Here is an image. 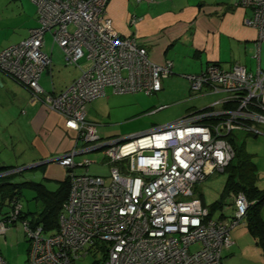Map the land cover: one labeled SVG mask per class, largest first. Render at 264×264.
Wrapping results in <instances>:
<instances>
[{"label":"built area","instance_id":"built-area-1","mask_svg":"<svg viewBox=\"0 0 264 264\" xmlns=\"http://www.w3.org/2000/svg\"><path fill=\"white\" fill-rule=\"evenodd\" d=\"M30 1L38 24L26 38L0 50V72L57 112L64 129L74 134L72 148L49 160L66 168L69 193L52 233L19 219L22 206L13 198L8 217L0 220V236L19 222L28 244L25 264H83L87 258L91 264H222L233 242L231 230L243 223L252 201L242 191L230 192L213 217L195 196V186L232 161L233 132L259 134L257 126L264 125V0L234 3L251 11L244 24L257 32L255 72L234 62L229 68L210 63L199 74L183 75L193 94L207 88L222 96L123 138H102L87 119V106L108 89L160 91L162 79L172 74V61L154 63L135 36L115 32L105 17L108 0ZM136 21L131 17L129 23ZM46 34L66 64L79 71L59 92L40 84L52 64L43 50ZM91 152H100L109 165L108 183L87 172L96 159H78ZM10 172L1 171L0 177ZM0 264H8L1 253Z\"/></svg>","mask_w":264,"mask_h":264},{"label":"crops","instance_id":"crops-1","mask_svg":"<svg viewBox=\"0 0 264 264\" xmlns=\"http://www.w3.org/2000/svg\"><path fill=\"white\" fill-rule=\"evenodd\" d=\"M234 3L235 0H108L105 17L115 32L122 36H135L154 63L163 64L167 60L173 63L172 74L162 79L161 90L152 94L149 105L145 107L146 112L155 113L156 123L151 127L161 124L160 120L170 122L197 109V105L204 107L222 96L210 93L207 88L193 94L183 75L199 74L210 63L229 68L232 63L238 62L251 72L257 70L254 53H249V49L255 48L257 32L244 24V18L249 17L251 11ZM131 17L137 18L135 24L129 23ZM37 24L36 7L30 0H0V50L26 38L29 29ZM44 41L43 50L50 55L52 64L42 74L40 84L46 91L59 92L78 76L79 71L71 66L72 71H66L64 56L56 45L51 44L49 34L45 35ZM47 47L49 51H46ZM53 47L57 49L52 51ZM64 76H68L67 79ZM105 96L94 99L87 106V119L97 124L102 138H109L107 129L100 127L95 120V102ZM162 110L165 113L159 117L158 111ZM236 139L238 141L237 136ZM261 140L264 143V138ZM73 145L74 134L64 129L62 117L43 103L33 100L24 86L0 72V151L7 148L13 156V159H1L0 167L10 169L9 164L14 163L20 166L15 169L21 171L32 163L45 162L31 168L39 172V179L35 174V179L22 176L15 181L10 178L4 183L3 192H0V220L9 213V210L2 212L9 198L7 185L19 183L21 193L24 188L30 189L34 192L32 198L40 201L35 190L38 183L54 191L66 175V168L49 160L67 152ZM254 165L258 175L256 185L264 189V182L258 181L264 174V160L260 162L257 159ZM41 210L23 211L22 207L29 221ZM216 213L215 217L219 211L216 210ZM259 214L264 221V202ZM225 215L229 216L230 211H226ZM46 231L52 233L55 230ZM18 233V226L14 223L5 235L0 236V253L8 264H16V260L1 244L5 245L7 238L14 237L19 245ZM231 238L232 245L224 251L222 264H264L262 248L249 232L246 218L231 230ZM22 241L27 257L28 244L24 233Z\"/></svg>","mask_w":264,"mask_h":264},{"label":"rangeland","instance_id":"rangeland-1","mask_svg":"<svg viewBox=\"0 0 264 264\" xmlns=\"http://www.w3.org/2000/svg\"><path fill=\"white\" fill-rule=\"evenodd\" d=\"M53 48L54 49H52V51L57 49L56 47H53ZM46 51H49L48 47L46 48ZM250 52L251 54L255 53V48L249 49V53ZM66 66H64L66 71L68 72L70 70L71 72L72 66L71 67L70 66L66 67ZM261 68L264 69V42L261 46ZM67 77L68 76H66L65 79H67ZM107 93L108 94L103 99H98L95 102V105L97 107V110H96L97 113H95V117H96L95 120H97L96 122L100 125V127H102L103 129L104 128L107 129V131L109 132V135H108L109 138H121V137L123 138L134 132L136 133L137 131H140L141 129L142 130L149 129L151 125H153V123H156L155 116H153L155 115V113L146 112L147 108H145L147 105H149V102L151 98L153 97V95H146L142 92L114 94L109 89L107 90ZM141 107H143V110ZM199 107L201 106L197 105V108ZM158 113H159V117H161L162 115H164L165 112L164 110H162V111H158ZM165 121L167 120H160L159 123L161 122H162L161 124H163V122L166 123ZM257 128L260 131L259 134H252V133L245 132V131H235L232 134V136L238 137V141L245 142L244 152L250 154V157L252 158L253 163L254 162L256 163L257 159L260 162L264 160V155H262V153H264V143H263V140H261L262 138H264V125H258ZM1 149L2 150L0 151V160L7 159V158L9 159L10 157L13 159V156L11 154L12 151H9L7 148H1ZM255 154H257L259 157H256ZM83 157H86L89 159H96V163L93 162L87 167L88 173L93 174V175L103 176L106 180V183L110 181L109 165L105 163V160L103 159L104 157L101 155L100 152H91V153L85 154L82 157H79L78 159L80 160ZM9 165H11L10 170H12V172L9 173V174H12L11 180H14V181L18 180L22 178V176L26 178L35 179L33 178L35 174L37 175L36 179L40 178L39 172L35 171V169H28V170L20 171V170L15 169V168H19L20 166H15L14 163L9 164ZM228 174L229 172L226 171V168H225L223 172L208 176L206 179H204L200 183H197L195 186V196L197 197L202 196L204 198V202H203L204 205L206 207L211 206L212 203H214L217 199H219L221 195L223 194V189H224V185L228 177ZM258 181L264 182V174L260 175V177L258 178ZM33 196H34V192L32 190L25 189V188L22 189L21 196H19V202L21 206L23 207V211L37 212L40 208H42V203L38 200L35 201L32 198ZM8 205L9 203H7L6 205L2 207V212L9 210ZM216 214L217 213L215 211L214 213H212V216L215 217ZM16 224L19 229L18 235L20 238L19 240L21 241L20 244L18 245L17 243L18 239L15 240V238L13 237L12 239L7 238L5 245L1 244V247L3 249L6 248L5 251H7L9 255L13 257L14 261L16 260V264H25V258H26V254L24 250L25 246L22 241L23 230L19 222H17ZM44 230L46 231V229ZM92 261H93L92 258H87L83 262V264H91Z\"/></svg>","mask_w":264,"mask_h":264},{"label":"trees","instance_id":"trees-1","mask_svg":"<svg viewBox=\"0 0 264 264\" xmlns=\"http://www.w3.org/2000/svg\"><path fill=\"white\" fill-rule=\"evenodd\" d=\"M229 141L235 150V155L226 167V171H228L229 174L224 185L223 194L208 208L210 213H214L216 210L222 208L224 200L230 192L242 191L246 195L247 199L252 201L245 216L247 228L251 235L256 239L258 245L262 248L264 258V221L259 214L260 207L264 202V189H260L256 185L258 177L256 168L252 162L250 154L244 152V144L242 142H238L235 136H229ZM8 168L9 167H0V172L5 171ZM11 175L12 174H6L0 177V192H3L2 187L4 186V183L12 177ZM7 187L9 188V193L7 195L9 197L8 203L10 208V201L13 198L19 200V196H21V188L19 187V183H10ZM35 190L38 199L42 203V210L37 213L30 222L41 225L46 230L54 231L58 227V214L68 197V176L65 175L64 180L54 191L46 189L39 183L35 187ZM200 198L203 201V197L200 196ZM18 218H26L22 211V207Z\"/></svg>","mask_w":264,"mask_h":264},{"label":"water","instance_id":"water-1","mask_svg":"<svg viewBox=\"0 0 264 264\" xmlns=\"http://www.w3.org/2000/svg\"><path fill=\"white\" fill-rule=\"evenodd\" d=\"M41 163H45V162L32 163L30 165L25 166L23 169L24 170H28V169H31V168H35V167L41 165Z\"/></svg>","mask_w":264,"mask_h":264},{"label":"bare ground","instance_id":"bare-ground-1","mask_svg":"<svg viewBox=\"0 0 264 264\" xmlns=\"http://www.w3.org/2000/svg\"><path fill=\"white\" fill-rule=\"evenodd\" d=\"M8 217V213H7V215H6V218Z\"/></svg>","mask_w":264,"mask_h":264}]
</instances>
